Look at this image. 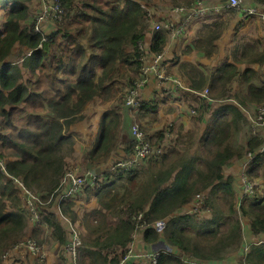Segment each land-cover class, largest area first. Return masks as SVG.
Wrapping results in <instances>:
<instances>
[{
  "label": "trees",
  "instance_id": "trees-1",
  "mask_svg": "<svg viewBox=\"0 0 264 264\" xmlns=\"http://www.w3.org/2000/svg\"><path fill=\"white\" fill-rule=\"evenodd\" d=\"M31 1L0 0V7L8 8L4 32H0V158L6 160L8 173L0 171V264L5 249L25 236L27 225L28 210L11 176L48 200L65 172L79 164L68 161L77 137L68 131L84 119L87 105L95 99L103 104L113 102L114 106L101 118L93 148L86 154L87 164L101 162L120 144H127L121 108L147 59L141 47L147 28L142 2L150 0H54L65 9V22L56 32L46 34L45 41L34 31V20L29 27H22L29 17ZM254 1L264 5V0ZM223 23L204 25L196 47L212 55L215 41L225 30ZM220 25L223 31L213 29ZM167 41L168 32L156 30L151 52L163 53ZM16 44L33 51L22 55L21 63H7ZM243 45L234 56L235 62L225 61L208 71L200 64H182L189 86L202 92L208 89L209 98L219 105L198 141L196 153H190L196 140L188 134L184 151L173 147L156 155L143 171L105 172L95 186L86 185L74 198L60 202L63 214L84 235L77 264H118L121 256L117 251L121 255L126 252L140 213L150 224L144 229L147 244L163 238L179 251H161L157 264H186L187 259L210 264L222 260L244 241L242 216L250 219L256 238L246 252V262L264 264V194L258 190L256 197L240 200L234 177L225 172L234 158H241L242 171L247 153L252 152L256 155L248 165L247 177L256 181L264 174V153H257L262 138L250 134L239 147L243 150L237 149L233 141L245 127L252 133L242 107L264 105V72L252 67L264 64V49L246 42ZM238 63L248 66L241 69ZM23 68L33 73L31 79L23 80ZM235 83L240 86L239 92H234ZM143 106L142 101L139 110ZM130 146L132 151V143L127 150ZM81 193H94L99 201L97 208L82 217L74 209ZM197 195L202 197L200 208L184 212ZM55 201L40 206L41 226L47 224L64 244L71 229L68 223L65 230L49 210ZM205 209L212 218L199 215ZM164 219L168 220L161 233L153 224ZM222 225L229 227L222 231Z\"/></svg>",
  "mask_w": 264,
  "mask_h": 264
},
{
  "label": "crops",
  "instance_id": "crops-1",
  "mask_svg": "<svg viewBox=\"0 0 264 264\" xmlns=\"http://www.w3.org/2000/svg\"><path fill=\"white\" fill-rule=\"evenodd\" d=\"M150 0L148 3L142 2L143 5L147 6V10L150 11L154 17L155 21L166 22L172 21L175 25H180L183 21V14L173 10L174 6H182L180 3L182 1L176 0ZM194 0H188L187 5H190ZM211 4H221V0H205ZM248 4L257 5L264 10V5L257 3L254 0H246ZM43 3V0H32L29 4V17L27 20L22 22V27H29L33 22L35 16L39 12V9ZM8 8L0 7V32H4V23L7 19ZM225 23L226 29L223 31L224 35L219 40L215 41L218 48L217 51L212 52L213 55H207L204 49H199L195 45V41L200 38L199 32L203 29L204 25ZM146 34L143 41V49L147 54V59L145 64H151L154 61V53L151 52L150 47L153 42L154 32L152 27L148 26L145 22ZM43 29L45 33L50 34L55 32V27L52 23H44ZM165 29L161 28L160 30ZM167 31V30H166ZM238 38L245 42V40L250 41L251 39L257 42H264V30L262 23L256 18H250L244 20L242 15L234 9H226L223 7L219 12H213L206 14L193 20L188 21L187 26L184 30L177 33L175 36L168 34L167 45L163 52V65L166 69L168 75L173 78L180 79L181 85H176L172 80H161L156 74H152L147 82V84L141 89L140 96L143 101V107L140 109L136 115H133L124 104L121 108L123 117H121L122 126L128 133L127 144H120L111 155L98 163L90 166L87 164V157L92 148L93 140L97 137L100 129V122L103 114L113 108V102L101 103L99 99H95L87 105L84 111V119L73 124L68 132L76 134V132H81L84 135V142H75L74 152L68 158L69 162H77L81 164L84 168H95L102 173L108 172L111 165L119 160H125L131 153V146L129 150L127 147L133 142L132 136V125L135 121H138L141 128L147 133V137L153 142L158 143L160 141L166 140L172 141L173 143L181 142L184 151L186 148L185 139H187V134H190L195 141L191 146L192 150L195 151L198 146V141L201 135L205 132L208 124L212 120L214 110L219 106L217 102L212 101L209 96L203 94L202 91L193 90L189 86V77L184 72L185 69L182 67L184 63H193L200 65H211L216 67L220 65L224 60V55L228 53L231 41ZM240 38V39H239ZM258 49H264V45L260 43ZM33 51V49L27 46H21L16 44L9 56L6 58L7 63H21L20 58L22 55L27 54V52ZM215 54V55H214ZM222 62H221V61ZM228 62H235L234 57H229L226 59ZM248 65L246 63H238V67L241 69L246 68ZM253 68L261 70L264 72V64L260 66L259 64L252 65ZM24 79L29 80L32 78L33 73L28 69L23 68ZM240 86L238 83L234 85V92H239ZM145 106H147L145 108ZM256 105L250 104L248 107L243 108V112L247 115L249 122L250 118L248 116L247 110L251 109ZM45 116H48L47 112ZM2 118H0L1 122ZM124 123L126 125H124ZM247 129V128H246ZM1 131V130H0ZM197 133L198 136H197ZM264 134V132H261ZM252 133L247 129V137ZM247 139V138H246ZM247 142V140H246ZM245 142V143H246ZM130 143V144H129ZM184 146V147H183ZM75 153V155H74ZM83 160V162L79 161ZM240 161L241 158H234L229 166H227L225 172L226 174L234 177L235 183L237 185L240 176ZM262 178V175L261 177ZM258 178V179H259ZM256 179L258 185L259 193L264 194V187L259 186V182ZM105 183V182H104ZM264 183V182H263ZM237 191L239 188L237 185ZM74 209L77 211L80 217H82L86 212L91 211L99 206L98 198L90 193H81L80 196L75 200ZM198 208L195 205V200L187 204L184 208V212H193ZM50 211L54 212L65 230L68 228V223L71 218L65 216L62 212L60 202L55 201L53 206L49 208ZM205 218H212V214L208 210L200 212L199 214ZM171 216H174L171 215ZM69 219V220H68ZM250 219L248 217H243V230H244V241H248V244L256 241L255 236L252 234L250 225ZM159 232H163V227L159 226V221L153 224ZM32 235L40 243H43L46 251V261L44 264H67V256H65L61 249L68 240L70 235H67L66 241L60 244L59 239L55 236L52 229L49 228L47 224L39 227H34L30 224L26 225L25 235ZM248 238V240H246ZM133 244L132 249L136 254H144L146 252L154 251H168L179 252L177 249L169 245L165 239L159 240L155 244H147L144 239V231L138 232L133 236V240L130 242ZM242 247V246H240ZM239 247V248H240ZM119 256H121L120 251H117ZM240 253V252H238ZM240 255V254H239ZM17 256V257H16ZM15 258H2V264H38V258L32 253L16 255ZM14 259V260H10ZM230 264H241L235 263V260H231L229 256L226 258ZM244 259V258H243ZM221 261V260H220ZM223 261V260H222ZM217 262V261H216ZM228 264L227 262H225ZM42 264V263H41ZM126 264H151L148 259L132 257ZM243 264V260H242Z\"/></svg>",
  "mask_w": 264,
  "mask_h": 264
},
{
  "label": "built area",
  "instance_id": "built-area-1",
  "mask_svg": "<svg viewBox=\"0 0 264 264\" xmlns=\"http://www.w3.org/2000/svg\"><path fill=\"white\" fill-rule=\"evenodd\" d=\"M221 4H211L205 0H194L190 5L175 6L174 11L182 13L185 17L180 25H175L172 21L160 22L155 21L154 15L147 10V6L143 5L146 9L145 22L148 23V26L153 30H160L165 28L168 34L175 36L177 33L184 30L187 26L188 21L193 20L194 18L210 14L213 12H219L223 7L226 9H234L238 11L244 20L250 18H256L262 23L264 30V10L257 5L248 4L246 0H221ZM42 9L34 18V31L43 36V41L48 40L42 25L45 22H50L55 27V32L59 30L62 24L65 22V9L54 0H45L42 3ZM42 47V43L39 45ZM143 48V43L141 44ZM32 51H29L28 54H31ZM163 53L154 55V61L151 64H145L142 67L141 76L135 82V86L128 89L126 93V105L129 106V111L135 115L140 106L142 105V99L140 96L141 89L147 84L150 76L156 74L157 77L161 80H172L176 85H181V80L171 77L167 74L166 69L163 65ZM3 66V63L0 61V69ZM205 95L208 96L209 90L205 89L203 91ZM244 108V107H243ZM247 110L248 116L250 118V129L252 135H259L262 138V144L257 150V153H264V105L255 106L252 110ZM132 151L129 154L128 158L125 160H119L110 166L108 172L112 173H121L124 171H129L137 168L140 165H143L149 160V158L164 154L168 150V141L164 143H153L147 136V133L141 128V125L138 121H135L132 125ZM256 153L248 152L246 161L242 165V171L240 173L239 187L240 200L243 197H256L258 191V185L256 181L250 180L246 175V170L250 162L255 158ZM0 171L7 173L6 160L0 158ZM104 173L97 171L95 168H84L82 165L77 164L74 167L68 169L65 174L61 177L58 188L56 189V195L53 193L48 200H44L41 195L29 189L23 181L17 177L11 176V178L18 184L21 189L22 199L25 202V205L28 210L27 224H30L34 227H39L42 225V217L40 206L47 205L51 201L56 200L62 202L63 200H68L74 198L80 191L86 186H95L97 182H100ZM9 176V175H8ZM10 177V176H9ZM58 194V196H57ZM197 197H201L197 195ZM137 227L136 231H144L149 227V222L144 218L143 214L140 213L137 218ZM69 227L71 229L70 237L67 243L63 245V254L67 256V264H77L78 260V250L83 244L81 234L77 233L74 224L69 221ZM134 236V233H133ZM133 244H129L127 250L124 254L121 255L118 264H126L130 258L138 257L145 258L150 261L151 264H157L158 258L161 254V251L146 252L144 254H136L132 249ZM21 249L22 251H19ZM11 250H16L18 253H32L38 258L39 261L46 260V251L43 243H40L36 238L25 235L19 239L13 247H9L8 250L5 249L2 258H7V254ZM186 264H209L206 261L202 260H185ZM210 264H216L210 263Z\"/></svg>",
  "mask_w": 264,
  "mask_h": 264
},
{
  "label": "rangeland",
  "instance_id": "rangeland-1",
  "mask_svg": "<svg viewBox=\"0 0 264 264\" xmlns=\"http://www.w3.org/2000/svg\"><path fill=\"white\" fill-rule=\"evenodd\" d=\"M44 1L45 0H43V3H44ZM176 3H177V1L176 0H174ZM178 1H182L183 3H180V5L182 4V5H187V4H185V3H187L188 2V0H178ZM41 6H43V4L41 5ZM224 24V26H225V23H223ZM213 29L214 30H216V31H219V32H221V30L223 31V29L221 28V25L220 26H214L213 27ZM225 29H226V27H225ZM224 33V32H223ZM223 33H221V35H220V37H219V39L221 38V37H223L222 35H224ZM218 39V40H219ZM240 39V38H239ZM221 40V39H220ZM245 42H246V44H250L251 46H254V47H259V44L258 43H260L261 45H264V42H257V41H255V40H253V39H251L250 41H247V40H245ZM244 44V41L243 40H241L240 39V42L238 41V38H236V39H233L232 41H231V44H230V47H229V49H228V53H226L225 55H224V60L226 61V59H228L229 57H234L236 54H239L241 51H242V48H243V45ZM215 51H217L218 50V48H217V46L215 47V49H214ZM215 53H217L218 55H220V52H215ZM213 55V54H212ZM215 55V54H214ZM221 61V60H220ZM225 61H223V62H225ZM222 62V61H221ZM222 62V63H223ZM222 63H220V65L222 64ZM204 66V65H203ZM209 67H212L211 65H206V66H204V68H207V71H208V68ZM136 115V114H135ZM198 134L199 133H197V136H198ZM248 134H249V132H248ZM76 135H77V137H76V140H77V142H84V135H83V133H81V132H76ZM188 135V134H187ZM202 136V135H201ZM247 138V129H246V127H245V129H243V131L242 132H239L238 134H236V135H234V137H233V141H234V143H235V145H237V149L239 148V147H241V146H244V144H245V142H246V139ZM186 140V139H185ZM76 142V141H75ZM178 143L179 144H177V143H173V144H171V145H169V147H168V150H170L171 148H178V149H181L182 148V146H180L181 145V142H179L178 141ZM184 143H187V141H184ZM186 146H187V144H186ZM198 146H199V144H198ZM197 146V148H196V150L195 151H193L192 150V148L190 149V153L192 154V153H196L197 152V150L199 149V147ZM184 147V146H183ZM186 149V148H185ZM240 149V148H239ZM240 150H243V148H241ZM73 154V153H72ZM74 155H75V153H74ZM156 160V157L155 156H153V158H152V160H148L147 162H145L143 165H140V166H138L137 167V169H139V170H141L142 168V170L141 171H143L144 169H146V167H149L150 166V164L153 162V161H155ZM79 161H81V162H83V160H79ZM81 165V164H80ZM263 169H264V166H263ZM98 171V170H97ZM261 177V176H260ZM258 182H259V186H261V187H264V174H262V178H259L258 180H257ZM237 185H238V188L240 187V183L238 182L237 183ZM58 188V187H57ZM29 189H31V190H33L32 188H29ZM240 190V189H239ZM35 191V190H34ZM36 192H38V191H36ZM39 193V192H38ZM195 205H197L198 207H200L201 205H202V197H197V199H195ZM124 207V205H122L121 206V208H123ZM85 215V214H84ZM202 217V216H201ZM116 218L114 217V219H112V221H114ZM167 220L168 219H164V220H160L159 221V226L161 227H163V230H164V228H165V225H166V222H167ZM241 222H242V228H243V216L241 217ZM229 226H224V225H222V227H221V229H222V231H226L227 230V228H228ZM77 230V233L78 234H81V236H82V240H83V234L81 233V231L80 230H78V229H76ZM138 232H141V231H136V232H134V236L138 233ZM243 237H244V230H243ZM245 238H243V240H244ZM246 240H248V238H246ZM248 241H246V243L244 242V243H242L240 246H242V247H238V248H236V249H234V250H231V252L230 253H226V255L222 258V260L221 261H217V262H215L216 264H226L225 262H227L228 263V261H227V257L229 256V258L231 259V260H235V263H241L242 264V260H243V264H248L247 262H246V252L249 250V245L250 244H248L247 243ZM9 248H6V250H8ZM19 251H22L21 249H19ZM238 252H240V253H238ZM21 253V252H20ZM23 254V253H22ZM240 254V255H239ZM16 255H18L19 256V253L16 251V250H11L8 254H7V258L6 259H8V258H15V256ZM3 256V255H2ZM17 257V256H16ZM244 258V259H243ZM16 259V258H15ZM10 260H14V259H10ZM46 260H44V261H37L38 262V264H44V262H45ZM228 264H230V263H228Z\"/></svg>",
  "mask_w": 264,
  "mask_h": 264
},
{
  "label": "clouds",
  "instance_id": "clouds-1",
  "mask_svg": "<svg viewBox=\"0 0 264 264\" xmlns=\"http://www.w3.org/2000/svg\"><path fill=\"white\" fill-rule=\"evenodd\" d=\"M32 53V52H31Z\"/></svg>",
  "mask_w": 264,
  "mask_h": 264
}]
</instances>
